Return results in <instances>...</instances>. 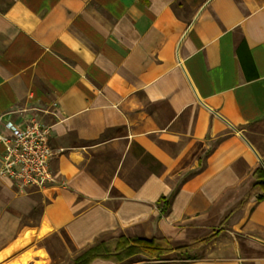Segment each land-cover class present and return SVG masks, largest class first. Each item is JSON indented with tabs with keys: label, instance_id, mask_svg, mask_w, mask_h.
Masks as SVG:
<instances>
[{
	"label": "crops",
	"instance_id": "0c3cea01",
	"mask_svg": "<svg viewBox=\"0 0 264 264\" xmlns=\"http://www.w3.org/2000/svg\"><path fill=\"white\" fill-rule=\"evenodd\" d=\"M0 115L56 151L41 189L0 176L8 262L123 264L79 257L165 237L191 258L128 264H264V0H0Z\"/></svg>",
	"mask_w": 264,
	"mask_h": 264
},
{
	"label": "built area",
	"instance_id": "2783aa9c",
	"mask_svg": "<svg viewBox=\"0 0 264 264\" xmlns=\"http://www.w3.org/2000/svg\"><path fill=\"white\" fill-rule=\"evenodd\" d=\"M51 132L52 125L38 119L13 120L0 115V176L20 191L41 189L54 182L50 161L56 151L49 144Z\"/></svg>",
	"mask_w": 264,
	"mask_h": 264
},
{
	"label": "trees",
	"instance_id": "16d2710c",
	"mask_svg": "<svg viewBox=\"0 0 264 264\" xmlns=\"http://www.w3.org/2000/svg\"><path fill=\"white\" fill-rule=\"evenodd\" d=\"M254 185H259L264 190V171L258 170V176L253 183ZM175 190L172 191L168 196H160L157 200V206L159 208V214H164L167 212L171 199L173 197ZM264 196V192L257 196V199H260ZM161 202V203H160ZM138 249L139 251L149 253L154 256V258H158L159 256H163L167 252L172 250L181 251L183 247H171L168 240L165 237H151V238H139V237H131L129 239H119L116 242L114 250L118 251L119 249ZM95 247H90L85 250L79 257L81 260H88L94 256H106L100 255L95 251ZM185 258H191L190 255H187ZM77 261V260H76Z\"/></svg>",
	"mask_w": 264,
	"mask_h": 264
},
{
	"label": "rangeland",
	"instance_id": "374dc122",
	"mask_svg": "<svg viewBox=\"0 0 264 264\" xmlns=\"http://www.w3.org/2000/svg\"><path fill=\"white\" fill-rule=\"evenodd\" d=\"M92 163H93V167L89 168L90 172L95 174L97 177L99 176L102 179H104L106 175H108L112 171L116 163V160L112 153L108 152L107 150H101L100 152H98V158L94 160ZM133 171H134L133 173H136L137 170L134 169ZM22 250L19 251L20 254ZM95 251L100 255L107 254V256L113 259L119 260L125 258L123 264H128L129 262H140L149 259V255L143 254V252L139 251L138 249L123 248L116 251L114 250V248L103 246V247H98L97 249H95ZM170 252H167L166 254H163V256H159L158 258H152V260H156V261L167 260L170 258L168 256ZM185 256L186 255L181 251H174V256L172 258L182 259ZM8 260L9 259H7L6 257H2L0 259V264H20L17 262L16 259L11 260V262H8ZM23 261H25V259H23Z\"/></svg>",
	"mask_w": 264,
	"mask_h": 264
},
{
	"label": "bare ground",
	"instance_id": "6f19581e",
	"mask_svg": "<svg viewBox=\"0 0 264 264\" xmlns=\"http://www.w3.org/2000/svg\"><path fill=\"white\" fill-rule=\"evenodd\" d=\"M31 239V235L26 233V235L23 238L24 243L29 241ZM6 252V251H5ZM5 252H0V259L3 257V255L5 254ZM40 253L43 254V252L40 250Z\"/></svg>",
	"mask_w": 264,
	"mask_h": 264
}]
</instances>
